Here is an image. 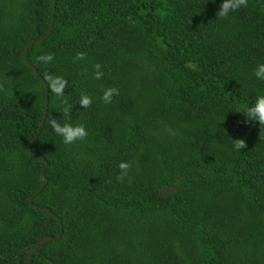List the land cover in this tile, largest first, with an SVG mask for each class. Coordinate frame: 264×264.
I'll return each mask as SVG.
<instances>
[{"label":"trees","instance_id":"trees-1","mask_svg":"<svg viewBox=\"0 0 264 264\" xmlns=\"http://www.w3.org/2000/svg\"><path fill=\"white\" fill-rule=\"evenodd\" d=\"M222 2L55 0L40 39L51 0H0V264L33 248L28 264H264V125L246 117L264 96V0L227 17ZM52 119L88 135L65 144Z\"/></svg>","mask_w":264,"mask_h":264},{"label":"clouds","instance_id":"clouds-1","mask_svg":"<svg viewBox=\"0 0 264 264\" xmlns=\"http://www.w3.org/2000/svg\"><path fill=\"white\" fill-rule=\"evenodd\" d=\"M248 6V0H223L221 4V8L218 11L217 15L220 17H227L230 13L238 11L241 7H247ZM77 59H84L85 54L84 53H78L77 54ZM39 60L42 62L47 63L48 61L53 59L52 54L44 55L38 57ZM261 66V71H264V65ZM96 68L100 67V65H96ZM258 75V73H256ZM46 80L49 82V86L51 90L57 95V96H62L63 95V89H64V83L61 82L63 81L61 78H53L51 76H46ZM96 79H100V74H96ZM55 81V82H54ZM59 84V86H57ZM3 88L0 86V91H2ZM115 93L118 94L117 90L115 88H110L108 91L105 93L103 96V101L105 103H110L111 102V94ZM83 98L80 101L81 107L88 108L91 106V98L84 95L82 96ZM67 111V109H66ZM246 117H254L257 119L260 123V125H264V96L259 97L257 99V102L254 107H251L247 110V116ZM51 127L54 130V132L61 136L63 138V142L65 144H73L77 140H84L88 133L84 126L78 125L73 127L71 124H64L61 125L57 120L52 119L50 121ZM234 143V148L236 150H240L245 148V143L242 140H235L233 141ZM131 165L127 162H122L119 165L121 175L117 177V180L122 182L124 178L127 176L128 171L130 169Z\"/></svg>","mask_w":264,"mask_h":264},{"label":"water","instance_id":"water-1","mask_svg":"<svg viewBox=\"0 0 264 264\" xmlns=\"http://www.w3.org/2000/svg\"><path fill=\"white\" fill-rule=\"evenodd\" d=\"M52 2V8H51V12H50V16H49V21H48V24H47V27H46V30L45 32L41 35L40 39H44L48 33L50 32L51 30V26H52V22H53V13H54V5H55V0H51ZM35 41V39H29L26 44L24 45L23 49H22V52H21V57L22 59L24 60V62L29 65L30 69L32 70V72L41 80V82L43 83L41 77L39 76L37 70L35 69V67L33 65H31L27 59H26V53H27V49L28 47ZM44 85V83H43ZM46 110H47V88L44 86V96H43V106H42V113H41V116H40V119H39V122L37 124V127L35 129V132L33 134V136L30 138V140L28 141V143L26 144V152L29 153V154H32L34 155L37 159H39L41 162H42V166L40 168V177H41V182L38 186V188L32 193L30 194L27 198H26V201H27V204L29 206H33L35 207V205L31 202V198L33 195H35L42 187L43 185L46 183V178H44V169L46 167V164L47 162L45 161V159L40 156L38 153L34 152L32 149H31V145L32 143L34 142V140L36 139L38 133H39V130H40V127L43 123V120H44V117H45V114H46ZM38 210L45 214V215H49V216H52V217H55L57 219V217L47 208V207H38ZM61 233V226L59 224V229H58V232L55 236H50V235H43L41 236L40 238H38L37 240H35L34 242L28 244L27 246H24L21 248V250L19 251V255L22 251L26 250L27 248H30V247H35L39 244H42V243H46L52 239H57L59 237ZM33 254H40L42 257H44V255L42 253H40V251L37 249V248H33L29 251V253L27 254V258H26V264H28L29 262V259L31 258V256ZM19 264V263H17ZM49 264H52V262H49Z\"/></svg>","mask_w":264,"mask_h":264}]
</instances>
